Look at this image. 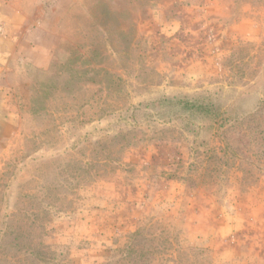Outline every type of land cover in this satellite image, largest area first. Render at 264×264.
<instances>
[{"label":"rangeland","instance_id":"374dc122","mask_svg":"<svg viewBox=\"0 0 264 264\" xmlns=\"http://www.w3.org/2000/svg\"><path fill=\"white\" fill-rule=\"evenodd\" d=\"M39 1L56 46L4 80L0 264H264V0Z\"/></svg>","mask_w":264,"mask_h":264},{"label":"crops","instance_id":"0c3cea01","mask_svg":"<svg viewBox=\"0 0 264 264\" xmlns=\"http://www.w3.org/2000/svg\"><path fill=\"white\" fill-rule=\"evenodd\" d=\"M41 23L46 18L39 0H0V140L13 119L7 73L15 65L44 68L55 49V35Z\"/></svg>","mask_w":264,"mask_h":264},{"label":"trees","instance_id":"16d2710c","mask_svg":"<svg viewBox=\"0 0 264 264\" xmlns=\"http://www.w3.org/2000/svg\"><path fill=\"white\" fill-rule=\"evenodd\" d=\"M162 103L169 105L170 107H177L182 110H188V111H200L202 112L203 116L207 117H213L214 113L211 111L213 107L211 104L205 105V103H201L199 101H191L186 98H165L161 100Z\"/></svg>","mask_w":264,"mask_h":264}]
</instances>
